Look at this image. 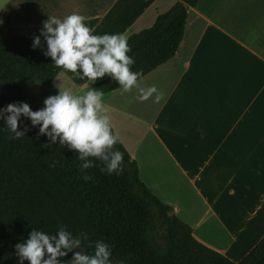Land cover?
<instances>
[{
	"label": "crops",
	"instance_id": "obj_1",
	"mask_svg": "<svg viewBox=\"0 0 264 264\" xmlns=\"http://www.w3.org/2000/svg\"><path fill=\"white\" fill-rule=\"evenodd\" d=\"M176 1L0 0V30L17 36L78 13L97 20L93 34L129 37ZM72 76L54 85L88 89ZM103 99L140 181L196 241L240 262L264 237V0H199L176 54Z\"/></svg>",
	"mask_w": 264,
	"mask_h": 264
},
{
	"label": "trees",
	"instance_id": "obj_2",
	"mask_svg": "<svg viewBox=\"0 0 264 264\" xmlns=\"http://www.w3.org/2000/svg\"><path fill=\"white\" fill-rule=\"evenodd\" d=\"M198 1L177 0L150 28L127 37L128 55L135 60L131 70L142 73L137 81L176 54L189 8ZM85 22L92 28L97 24L96 19ZM40 29L17 36L0 30V109L22 101L36 111L45 98L57 94L54 80L61 70L41 48H32ZM41 45L46 50L43 37ZM90 87L104 95L121 88L108 76ZM39 127L21 116L17 130L24 135L11 139L0 118V264H17L13 246L30 231L55 234L60 225L73 236L86 231L93 245L97 240L109 244L113 264H264V237L238 263L196 241L191 228L140 181L137 163L120 142L109 150L123 154L119 175L101 172L94 157L86 159L97 166L82 172L78 165L84 161L77 152L59 140L52 143L39 134ZM85 174L87 182L81 178ZM92 250L82 241L74 251ZM71 256L58 258L60 264Z\"/></svg>",
	"mask_w": 264,
	"mask_h": 264
},
{
	"label": "clouds",
	"instance_id": "obj_3",
	"mask_svg": "<svg viewBox=\"0 0 264 264\" xmlns=\"http://www.w3.org/2000/svg\"><path fill=\"white\" fill-rule=\"evenodd\" d=\"M93 33L94 28L89 27L81 14L71 13L63 18L48 16L42 22L39 35L33 36L32 48H41L43 55L51 59L54 68L72 73L70 79L87 80L88 90L74 94L70 88L60 90L57 85V94L45 98L42 109L32 111L22 101L9 103L0 109V118L12 133L11 139L24 135V131L17 130L23 116L30 120L33 127L39 125V134L49 138L52 143L59 140L60 145L66 144L75 150L78 159L84 161L78 165L79 171L97 166L86 159L94 157L102 165L101 172L109 176L119 175L123 171V154L119 150L109 152L119 142V136L112 129L104 104V93L90 85L108 76L121 86L122 92H129L142 73L131 70L135 60L128 55L131 49L125 34ZM41 37L46 50L41 45ZM156 92L155 86L140 89L139 99H147ZM5 113L7 115H3ZM81 178L87 182L90 176L85 174ZM82 241L93 249L90 254L74 251L81 247ZM13 248L17 264H24V261H28V264H60L58 258L67 257L68 253H72V256L67 264H113L109 244L97 240L93 245L86 231L73 236L63 225L58 226L55 234L32 230L26 239L16 243Z\"/></svg>",
	"mask_w": 264,
	"mask_h": 264
},
{
	"label": "rangeland",
	"instance_id": "obj_4",
	"mask_svg": "<svg viewBox=\"0 0 264 264\" xmlns=\"http://www.w3.org/2000/svg\"><path fill=\"white\" fill-rule=\"evenodd\" d=\"M58 84L60 86L59 87L60 90H64L65 88H70L74 94H82L83 92H85V91L88 90V89L87 90H83V89H81V90H79V89L74 90L73 87L68 82H65L64 81V79L61 82L58 81Z\"/></svg>",
	"mask_w": 264,
	"mask_h": 264
}]
</instances>
